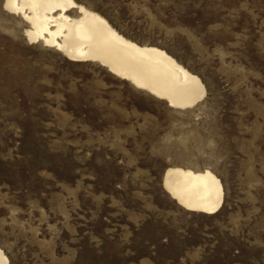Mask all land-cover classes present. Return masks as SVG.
Listing matches in <instances>:
<instances>
[{"label": "rangeland", "instance_id": "1", "mask_svg": "<svg viewBox=\"0 0 264 264\" xmlns=\"http://www.w3.org/2000/svg\"><path fill=\"white\" fill-rule=\"evenodd\" d=\"M3 2L8 264H264V0H75L198 76L205 97L186 111L29 43ZM172 167L213 172L220 211L179 207L162 187Z\"/></svg>", "mask_w": 264, "mask_h": 264}, {"label": "bare ground", "instance_id": "2", "mask_svg": "<svg viewBox=\"0 0 264 264\" xmlns=\"http://www.w3.org/2000/svg\"><path fill=\"white\" fill-rule=\"evenodd\" d=\"M3 9L28 25L24 35L29 43H42L71 62L96 63L168 108L190 110L205 97L198 76L165 51L125 38L104 17L75 0H4ZM162 187L188 212L214 215L223 205L222 184L209 169L169 168ZM0 264H8L1 249Z\"/></svg>", "mask_w": 264, "mask_h": 264}]
</instances>
